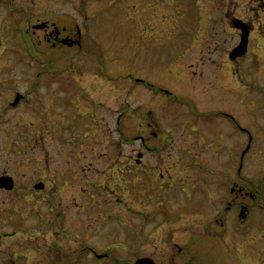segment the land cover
Returning <instances> with one entry per match:
<instances>
[{
    "label": "rangeland",
    "instance_id": "1",
    "mask_svg": "<svg viewBox=\"0 0 264 264\" xmlns=\"http://www.w3.org/2000/svg\"><path fill=\"white\" fill-rule=\"evenodd\" d=\"M109 1L95 16L99 4L103 6L100 0H0V105L18 90L28 93L33 107L48 111H41L37 119L28 114L33 107L22 105L25 134L31 138L25 139L19 156L8 153L6 142L0 140V172L6 168L20 187L46 181L44 196L52 193L57 206L60 245H67L68 238L61 239L65 233L95 231L97 222L87 220L86 213L115 212L127 222L136 214L159 211L161 216L156 217L163 218L164 213L163 220L169 221L157 230L152 228L156 218L143 226V238L151 232L148 245L134 237L130 246L141 243L142 248L111 253L123 264L140 255L167 264L177 260L172 242L193 241L190 244H197L195 250L205 263L217 264L224 242L193 225L213 215L229 198L231 219L246 190L255 201L257 192L264 199V0H231L228 6L224 0H213L222 2L216 8L206 5L209 0H132V7L127 3L131 0H116L112 6ZM69 16L79 24L83 49L66 39L53 44L54 35L47 39L49 31L60 30L61 37L68 34L70 29L61 27ZM232 18L252 29L248 53L238 60L227 55L242 32L231 27ZM37 23L43 26L34 27ZM73 31L71 37L76 35ZM49 70H54V77ZM192 101L201 111L188 112ZM209 107L227 110L250 137L234 122L230 130L224 118L205 112ZM150 130L156 134L146 138L157 152L145 153L146 163L137 167L133 161L141 146L134 136ZM146 165H153L155 172L160 168L158 176L144 170ZM52 180L58 187L67 182L56 195L50 189ZM152 185L160 189L149 194L146 187ZM249 198L254 232L256 226L264 230V200L262 206ZM110 199L120 204L114 207ZM96 200L104 202L103 207L88 212ZM158 200L166 201L168 208ZM49 201L36 202V212H44L39 207ZM50 214L54 218V211ZM102 223L101 231L110 239L101 245L122 238L116 222ZM254 232L248 231V241L253 242L248 243L245 260L262 264L260 258L256 261L260 253H251L257 246L264 250V236L255 240ZM238 236L232 227L230 237Z\"/></svg>",
    "mask_w": 264,
    "mask_h": 264
},
{
    "label": "flooded vegetation",
    "instance_id": "2",
    "mask_svg": "<svg viewBox=\"0 0 264 264\" xmlns=\"http://www.w3.org/2000/svg\"><path fill=\"white\" fill-rule=\"evenodd\" d=\"M86 2L88 0H85ZM116 0H110L108 6L114 5L113 3ZM100 2L103 3V6L100 7L101 3L99 4L98 9H96V12L94 15H98L100 11H103L105 8V5L107 3V0H100ZM210 2L208 5L211 8H216L221 6L220 2L219 4L214 2L213 0H209ZM228 2L230 4L231 0H224L225 6H228ZM129 5L135 6V3L131 1L127 2ZM202 6V4H201ZM130 7V6H129ZM228 10V9H227ZM227 13V11H226ZM225 13V14H226ZM93 15V16H94ZM70 17V16H69ZM82 17L87 18L86 15H83ZM70 20H66L65 24L61 27V29L66 30L70 29L68 31V34L64 37L60 36V30L57 31H49V36L54 35V42L53 44H56V42L61 43L62 40H71L73 46H77L80 49H83V38H82V32L79 30V24L77 21L73 20L72 17L69 18ZM233 18L230 19L231 27H234L238 29L236 26V23H245L243 20L240 22L236 21L234 19L233 25H232ZM43 29H47V25L43 27ZM73 29L76 30L75 37H71L72 33L74 32ZM239 30V29H238ZM237 30V31H238ZM252 29L248 28V37H247V49L244 54L241 56H237L234 59H239L243 57L245 54L248 53V50L250 48V32ZM49 40V39H48ZM236 46L233 45L228 50V58L230 59V51ZM233 60V59H230ZM50 73H53L54 70H49ZM41 76V71L36 72L35 74V82L38 83V79ZM54 77V73L52 74ZM50 78V77H49ZM204 81V80H203ZM19 92L20 97L17 101H14L15 96ZM211 95V92H206V95ZM208 95V96H209ZM51 96V93L49 92V97ZM9 98V99H8ZM7 101L5 103H2L0 105V140L6 142L5 150L8 151V153H12L15 155H21L24 152V141L27 138H31V134L27 136L25 134V111L23 110L22 105L24 103H27L29 107H33V101H29V95L28 93L24 94L21 91L15 90L13 99L12 97H8ZM31 100V99H30ZM196 107V108H195ZM190 108H193L194 111H201L198 109L194 101L189 102V107L187 106L188 112H190ZM211 110H205L206 111H213L216 113L217 117L224 118L228 124L229 129L231 130V123L234 124L240 131H243L247 134V137H250L249 132L247 129H244L242 126H240L231 116V113H228L227 110H216L209 107ZM208 108V109H209ZM41 111H43L45 114L46 111L44 108H37L36 106L33 107V111L31 109L28 110L29 115H36L37 119H40ZM203 112V111H202ZM45 117L41 118L44 119ZM223 119V120H224ZM118 121V120H117ZM40 123V122H38ZM148 126H151V122H147ZM211 125V124H210ZM212 126V125H211ZM198 129L197 126L194 127V132ZM182 134L186 133L185 130ZM219 135L221 134L220 131H218ZM156 132H153V130H150L148 133L142 134L138 133L135 134L134 138L139 141V144L141 148L136 153V157L134 158L135 166L145 164V153H152L157 152V149H154L152 147V144L149 142L150 138H146L147 135L149 136H155ZM226 132L224 133V135ZM167 136V135H166ZM248 147V145H247ZM245 149V148H244ZM241 159L244 154V150L241 151ZM9 162V161H8ZM137 166V167H138ZM147 166V165H146ZM241 167V163L239 165V168ZM144 170L148 171L149 174L152 176H158V171L160 168H157V171L155 172V167L151 165L149 168L148 166L144 168ZM240 169H238L239 173ZM156 173V174H155ZM7 177L10 176L12 179L7 183V186L0 185V195H2V203H0V264H60L61 261H64L63 264H123V262L118 259V257L115 254H112L115 249L117 248H124L128 252H136V249L133 247H140L142 248L143 245L146 246L144 242L148 241L149 237L151 235V232H149L146 237L143 238V226L147 225L150 222V219H158L156 222L153 223L152 228L157 230L161 226L164 225L165 222L169 221L168 219H164V213L163 218L156 217V215L161 216L159 211L152 214H136L137 217H130L127 219V222H123L121 218H119L118 214L115 212L111 213H105L103 216L100 213L101 210L97 211L96 213L91 212L90 214L86 213V219L92 220L94 222H97V227L95 228V231L92 233H88L86 229L80 230V233L73 235L65 233V236H61L62 238H68L67 245H60L57 242V225H56V204L53 203L52 193L47 194V198L44 196L46 194V190L48 189L47 183L45 180H36L32 181L30 186H21V183L15 180L14 176L10 173H7V169L3 168L0 172V177ZM151 180V178H150ZM67 182H60L59 187L57 186L56 180H52V186L50 189L53 191V195H56L58 188H65V184ZM10 184V187H8ZM233 186L229 187V190L232 189ZM136 188H134V194L136 193ZM147 191L149 190V194L153 190H159L160 186L158 188H155L154 185L150 187H146ZM225 188L227 186L225 185ZM146 192V190H145ZM139 194H144L143 192H140L138 190ZM149 194L147 196H149ZM257 192V196H258ZM250 197V198H249ZM260 197V195L258 196ZM135 202H137V197H131ZM252 199L254 204H260L261 200H264L263 197L259 198V201H255V195H251L249 191H244L241 193V200H239L236 203L237 212L233 214V217L230 219L228 218L227 212L232 209V205L230 202V198L228 200H224L223 204L220 205L216 211L208 218H200L201 222L198 224H194L193 228L200 230L203 234L209 237H213L216 240L221 239L223 243L221 247L222 257H219L218 259L219 263L217 264H247L245 260L244 253H247V250L249 249V244L252 241H248V231L254 232V225L250 223L251 218H254L253 213L251 212V209L248 207V204L246 203L247 200ZM49 199V203H45L44 205L40 206L39 208L43 209L44 212H41L40 210H37L34 208V204L41 200ZM169 199V198H168ZM168 199L166 201H168ZM111 200V199H110ZM160 200V199H159ZM158 200V201H159ZM97 201V200H96ZM105 201V200H102ZM112 201V200H111ZM144 200L143 202H145ZM166 201H159L158 203L164 208V206H167L168 204ZM258 202V203H257ZM112 204H115V206L119 205L118 199H114ZM52 204V205H51ZM95 204V205H94ZM133 204V202H132ZM104 202H94L91 207H87L86 210L89 212V208L92 211H96L95 209H99L103 207ZM96 206V207H95ZM263 206V205H262ZM79 209V206L76 207ZM168 208V206H167ZM133 209V208H132ZM138 209V208H135ZM24 210H29L30 212H23ZM65 210V209H62ZM139 211H142L140 208ZM54 211V218H50V212ZM138 211V212H139ZM80 212V211H79ZM78 212V214H79ZM29 216H32V218H29ZM102 217V220L100 218ZM133 222H132V221ZM102 221H114L117 223L118 226L122 227V238L114 239L112 241H107L106 243L101 245V242L105 238H109V235L105 236L104 233L101 231V226H104ZM46 226V227H45ZM110 227H117L115 224L109 225ZM232 227H235L236 232L238 233V237H230L232 234ZM151 228V229H152ZM256 232H254L253 235H255V240L262 238L264 236V230L262 228H258L257 226ZM110 229V228H109ZM108 229V230H109ZM113 232L120 231L118 229L112 228ZM111 230V231H112ZM256 233V234H255ZM229 236H228V235ZM226 236H228L226 239ZM136 237L138 240H142L143 245L136 244V246H130V241ZM230 237V238H229ZM233 239V240H232ZM252 239H254V236H252ZM41 240H43V244H41ZM90 240V241H89ZM237 241L240 242V244H236ZM91 242V243H90ZM193 243V241H190V243ZM233 242V245L230 243ZM189 242H185L184 244H178L177 242H172L171 247L172 251L176 252L177 260L173 262H167V264H207L205 261L201 259L199 254L195 250V246L197 244L191 245ZM75 244V245H74ZM134 245V244H132ZM136 247V248H137ZM260 246H257L251 253L259 254L256 257L260 258V262L264 264V250H259ZM174 248L176 251H174ZM233 251L235 255H232L230 252ZM190 253L188 256H185V254ZM224 255L226 256V260ZM146 258L149 259L152 264H157L155 260L150 255H140L139 257H135L134 260L131 262L127 260L126 262L128 264H136L138 260ZM183 258V259H182ZM187 258V259H186ZM124 261V264L126 263ZM210 262V261H209ZM213 264V263H209Z\"/></svg>",
    "mask_w": 264,
    "mask_h": 264
},
{
    "label": "water",
    "instance_id": "3",
    "mask_svg": "<svg viewBox=\"0 0 264 264\" xmlns=\"http://www.w3.org/2000/svg\"><path fill=\"white\" fill-rule=\"evenodd\" d=\"M34 27H42L43 26V23H38V24H35L33 25ZM236 26L239 27L241 29V35H240V41L239 43L230 51V58L231 59H234L236 58L237 56H240L242 54H244L246 52V49H247V37H248V28L246 26L245 23H236ZM20 97V94L17 93L16 96H15V99L14 101H17ZM12 178L10 176H7V177H0V185L3 186H7V183L11 180ZM10 187V184L9 186ZM149 259H146V258H142L140 260L137 261L136 264H152L150 261H148Z\"/></svg>",
    "mask_w": 264,
    "mask_h": 264
},
{
    "label": "trees",
    "instance_id": "4",
    "mask_svg": "<svg viewBox=\"0 0 264 264\" xmlns=\"http://www.w3.org/2000/svg\"><path fill=\"white\" fill-rule=\"evenodd\" d=\"M259 196V195H258ZM260 198V197H259Z\"/></svg>",
    "mask_w": 264,
    "mask_h": 264
}]
</instances>
